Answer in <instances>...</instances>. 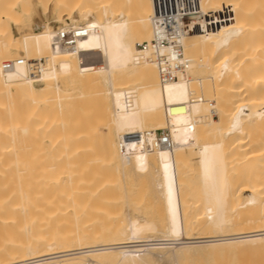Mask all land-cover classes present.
<instances>
[{
	"label": "bare ground",
	"instance_id": "1",
	"mask_svg": "<svg viewBox=\"0 0 264 264\" xmlns=\"http://www.w3.org/2000/svg\"><path fill=\"white\" fill-rule=\"evenodd\" d=\"M199 5L224 18L183 37L188 73L162 83L139 47L153 0H0V264H153L170 247L182 264H264V0ZM51 12L88 28L74 49L54 45ZM18 58L45 59L37 83L5 69ZM83 78L95 105L73 108ZM158 129L172 147L120 152L122 134ZM133 168L160 185L164 238L84 219L117 198L109 173Z\"/></svg>",
	"mask_w": 264,
	"mask_h": 264
},
{
	"label": "built area",
	"instance_id": "2",
	"mask_svg": "<svg viewBox=\"0 0 264 264\" xmlns=\"http://www.w3.org/2000/svg\"><path fill=\"white\" fill-rule=\"evenodd\" d=\"M153 37L139 47L147 51L157 63L162 83L179 79L188 73L191 59L183 45V37L197 29H213L224 15L206 14L199 0H153ZM89 30L83 25L68 24L57 27L54 45L72 50L79 39L87 36ZM45 59L28 61L24 58L4 62L6 70L17 65H26L29 77L37 83L41 79V68ZM120 152L128 157L142 151H156L173 146L169 129L142 130L124 133L119 140Z\"/></svg>",
	"mask_w": 264,
	"mask_h": 264
},
{
	"label": "rangeland",
	"instance_id": "3",
	"mask_svg": "<svg viewBox=\"0 0 264 264\" xmlns=\"http://www.w3.org/2000/svg\"><path fill=\"white\" fill-rule=\"evenodd\" d=\"M55 15L56 14L53 12H51V14H50L49 18H50L51 25H53L54 28H57L58 25L61 26V24L64 25L65 22L56 20L57 18H55ZM31 31L38 32L39 29L38 28H32ZM153 75L154 74L152 73V77H150V80L155 79V76H153ZM143 79H145V77L140 78L139 82L141 83L143 81ZM78 85H79L78 86L79 91L77 92V94H75V95L72 94V95H70L69 98H67L68 96H66V99H68V100L64 101L65 104L67 102L73 108L76 106L80 107L81 105L86 104V102L89 99L88 89H93L92 87L89 86L88 81L84 80V78L82 81H80L78 83ZM89 102H87V104ZM90 103L91 104L93 103L92 105L89 104L90 106L95 105L94 101L90 102ZM214 117L217 118L218 115L214 114ZM99 129L101 130L102 127L100 126ZM32 140L33 139H31L30 143L31 144L33 143L32 145H34V140H33V142H32ZM34 149L32 148V150H30V154H33L36 152V149L35 150ZM36 161L38 162L37 159H36ZM125 173H127V174H125ZM125 173L123 174V176L121 174L117 175L116 172L109 173L110 177L111 176L115 177V175H116V178L114 179V181L112 180L113 183H111V184L112 185L114 184L113 185L114 186L113 194L117 198H113L112 200H109V201L103 203L101 206V208L103 209V212H101V213L88 212L86 214H83V216L85 217L84 219L100 218L104 222L107 221L110 224L120 223V221L125 220V221L131 222V223H135L136 225L144 226V228L146 229V233H145V235L143 234L144 236L142 235L144 237L143 239H147L148 236L151 240H155L156 238L159 239V237L164 238V235H162L163 234L162 230L164 228V224H165V220H166L165 219L166 218V212L164 211L166 209L165 208L166 206H165V201L163 200L161 192H160V185L157 184V182L153 178L152 172H150V170L143 171V168H142V170L140 171V169H138V168H133L129 172H125ZM239 177H236L233 184H235L237 186L240 185V184H237V182L238 183L241 182V184H242L244 179H242L243 181H240L239 179L242 178V176L240 178ZM243 178H245V177H243ZM196 184H195V187H196ZM192 187L194 188V192H197L195 190H199V189H197V187L195 189L194 184H193V186H191L188 189L189 192H190V190L193 189ZM235 188H237V187H235ZM124 190L126 191V193ZM198 192L196 194L200 195V193H198ZM127 194H129V196ZM196 194H194L195 195L194 198L192 197L193 195L190 194L191 199H190V197L188 198V199H190L189 202H194V200L199 202L197 198L200 199L201 196L197 197L198 195L196 196ZM126 195H127V197H126ZM127 198H129V199H127ZM162 201H164V202H162ZM196 212H198V211L196 210L195 213ZM193 213H192V215H194ZM139 221L142 223H140ZM150 228L153 229V231H151ZM149 238H148V240H150ZM170 248H162V249L161 248H156V249L153 248L152 250H150L151 254L153 255L152 256L153 258H155V257L157 258L158 255H159L158 258H160V259H158V261L154 259L153 264H182V263H180L179 260H177L178 258L176 256V252L173 251L176 249H173V248L170 249ZM152 251L155 252V255L152 253ZM244 254L250 255L252 257V256H254L255 253H253V255H252V252H247ZM254 259H258V257L255 255ZM156 261H157V263H155Z\"/></svg>",
	"mask_w": 264,
	"mask_h": 264
}]
</instances>
